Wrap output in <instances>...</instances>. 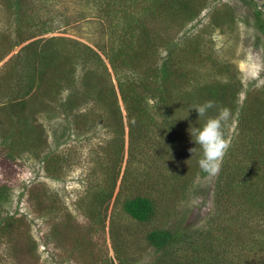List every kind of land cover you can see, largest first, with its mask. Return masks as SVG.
Here are the masks:
<instances>
[{
	"label": "trees",
	"instance_id": "1",
	"mask_svg": "<svg viewBox=\"0 0 264 264\" xmlns=\"http://www.w3.org/2000/svg\"><path fill=\"white\" fill-rule=\"evenodd\" d=\"M85 1L91 2L90 8L99 13L97 17L101 15L110 19L107 30L103 28L101 32L99 31L102 36L93 46L61 36L36 38L52 31L54 18L49 15V0H0L8 13L6 26L0 29V39L4 43L0 49V61L17 46L22 45L16 54L11 55L0 66V122L8 125L7 129L3 128L7 135L1 138L0 144L6 142L7 153L11 157L19 156L20 151H26L40 158L47 173L53 178H58L62 171L60 156L55 152L42 154L47 142L44 126L42 122H38L37 116L42 108L38 106L28 108L35 104L39 93L46 99L43 108L48 109L47 106L50 104L48 100H52L54 95L60 94L64 88L72 89L75 84H79V95L76 94L75 97L73 92H69L65 102L61 103L66 109V114L73 111L77 102L88 98H93L103 107L107 106L120 127V133L117 128L115 129L116 140L119 141L116 153L117 158L120 156V160L124 149L122 106L129 120V159H132L135 149L133 123L140 128L136 131L138 135L144 138V132L150 125L149 121H143L149 100L157 101V104L167 110V115L177 112L179 118L176 120H184L174 124L184 128L181 132L176 127L173 128L172 131L176 133L173 140L170 136L166 137L167 149L170 148L171 153L188 149L189 145L190 148H198L188 131L190 126H198L196 123L198 114L190 108L208 99L218 101L221 105L229 107L233 115H237L236 127L241 134H245L240 136V143L232 140L234 147L230 146L224 157L221 171L217 175V200L222 201L227 198L228 201H233L232 195L236 193L237 200L245 198L248 205L246 208L243 202L237 201L241 208L238 214L245 212L246 209L259 213V223H256L255 227L245 226L244 231L238 232L247 244V249L252 250L253 253V259L250 257L251 260L246 258L240 260L244 261L243 264H264V85L259 91L246 89L245 97L239 104L238 97L242 85L239 79L235 80L233 71L225 73L224 81L218 79L199 82L192 76L194 68L190 62L201 53L200 48L204 47L203 32L198 30L196 33L191 32L192 34L185 33L180 41L174 40L172 36L161 35V31L151 28L148 23L149 17L158 13L163 20H168L164 28L175 25L177 30L183 29L207 7V0H152V4H147L143 11L149 13L142 17H136L138 15L136 6L142 5L140 0ZM241 1L252 6L254 26L262 34L264 42V14L254 8L252 0ZM117 7L125 8L116 22L120 25L113 24L112 20ZM78 12L86 17L84 10ZM69 16L72 15L66 16V24L69 22ZM83 16L77 15L76 18H84ZM211 20L214 22L213 27L220 29L222 22L225 24L234 20V11L229 4H225L212 13ZM156 36L162 37L163 41L157 40ZM160 47L165 51L161 58L157 54ZM125 69L131 70L132 75L123 77L122 70ZM112 74L116 79L115 86L112 83ZM194 79L197 82H194ZM102 80L103 86L100 84ZM150 80L152 82H148ZM149 83L151 86L148 85ZM183 85L185 89L181 87ZM209 114H215V109L210 110ZM151 119L152 115L149 120ZM183 123L185 125H181ZM112 124H114L113 120L108 122V125ZM228 130L229 127L225 129L226 137L229 136ZM187 139L190 143H186ZM199 156L198 150L193 159ZM108 159L109 156L104 161H109ZM119 169L120 164L117 169L111 166L105 182L90 191L93 204L89 209L88 221L102 223L104 220L106 206L114 194ZM10 172L8 181L0 183V205L7 203L11 184L17 180L14 170ZM200 173L206 174L201 169ZM123 174L122 186L127 179V169ZM119 192L121 191L117 193ZM28 198L32 204L31 210L37 215H42L47 210L45 207L52 204L44 186L30 187ZM122 207L130 217L140 222L149 221L155 214L154 201L146 196L128 197L122 202ZM52 221L54 222L48 225L44 234L45 245L61 247L71 238L74 241V249L83 253L81 240L74 235V232L83 225L75 223L74 217L69 212L65 222L55 219ZM234 225L228 227L224 225L220 237ZM24 226L22 217H16L15 214L6 215L0 221V243L7 246L5 251L8 259L14 258L12 264L14 262L24 264L27 258L34 256L35 244L25 232ZM90 226L89 229L93 224ZM200 235L202 239L191 242L182 231L172 232L158 227L149 231L146 239L155 249L165 250L177 241L192 246V252L188 254L186 260H176L171 264H237V254L233 253L231 240L224 242L225 245L222 241L211 242L213 237L211 223L201 231ZM85 238L84 236L83 242ZM204 241L207 244H202ZM226 245L229 248H226ZM201 250H203L202 254H200ZM116 255L119 264H124L117 251Z\"/></svg>",
	"mask_w": 264,
	"mask_h": 264
},
{
	"label": "rangeland",
	"instance_id": "2",
	"mask_svg": "<svg viewBox=\"0 0 264 264\" xmlns=\"http://www.w3.org/2000/svg\"><path fill=\"white\" fill-rule=\"evenodd\" d=\"M49 1V15L54 18L52 31L36 38L61 36L93 46L99 42L102 36L101 30L103 28L107 30L110 19L101 15L97 17L99 13L90 8L91 2L85 0ZM140 1L142 5L137 4L138 15L136 17L149 13V11H143L147 4H152V0ZM207 4L199 16L183 29L177 30L175 25L164 28L168 20H163L158 13L149 17L148 23L151 28L154 27L161 31V35L172 36L174 40L180 41L186 34L196 33L198 30L203 32L204 47L200 48L199 56L196 55L190 62L194 68L192 76L196 77L199 82L218 79L224 81L226 80L225 73L233 71L235 80L239 79L242 85L238 97L240 104L245 97L246 89L259 91L264 85L263 37L254 26L252 6L241 0H207ZM225 4H229L233 9L234 20L225 24L222 22L221 28L216 29L212 25L214 23L211 20L212 13L221 9ZM252 4L264 14V0H252ZM124 9L123 7L115 9L113 24L120 25L116 22ZM81 10H84L86 17L78 12ZM155 12L159 11L155 10ZM7 15L8 13L0 2V29L6 26ZM68 15L72 16L68 17L69 22L66 24L65 20ZM77 15L84 18L77 19ZM156 39L163 41L160 36H156ZM3 44L0 39V49ZM21 46H17L4 60L0 61V66L11 55L16 54ZM157 54L159 58L165 54L162 47L158 48ZM130 71L129 69L122 70L123 77L131 76L132 71ZM119 75L121 76V73ZM195 79L194 82H197ZM112 83L116 85L113 74ZM100 84L104 85L103 80ZM148 85L151 86L150 83ZM181 87L185 89V85ZM69 92H73V96L77 97L80 93L79 84H75L72 89L64 88L60 94L54 95L52 100H48L50 101L48 109L43 108L46 105V99L41 96V93L35 99V104L28 107L42 108L37 115L38 122H42L44 126L47 141L42 154L55 152L60 156L62 171L58 178H53L47 173L40 158L26 151H20L19 156L11 157L7 153L6 142L0 144V183L8 181L11 170H14V176L17 179L11 184L9 200L0 205V221L6 215L11 214L22 217L24 220L25 232L30 235L35 244L34 256L27 258L24 264H119L116 251L124 264H171L176 260H186L188 254L192 252V246L189 243L177 241L165 250L155 249L146 239L149 231L158 227L172 232L182 231L191 242H197L201 238V231L210 223L213 233L211 242L222 241L225 245L224 242L231 240L233 253L237 254V264H243L244 261L241 260L244 258L253 259L252 250L247 249V244L238 232L245 226L255 227L256 223H259V213L246 209L245 212L238 214L241 208L237 201L243 202L246 208L248 205L245 198L237 200L236 193L232 195L233 201H228L227 198L222 201L217 200V175H201L197 163L199 158L193 159L195 153L191 155L190 145L188 149L185 148L178 153H171L170 148L167 149L166 137L170 136L173 140L176 134L172 131L173 128L176 127L180 132L184 128L174 125L184 121L176 120L179 118L177 112L167 115V110L157 104V101L149 100L147 113L143 118V121H149V129L144 132L145 137L141 138L136 132L140 128L133 123L135 149L134 156L129 159V120L121 104L124 121V149L120 160V156L117 158L116 153L119 141L116 140L115 134L116 128L120 133V127L115 116H112L107 106H101V103H97L93 98L77 102L73 111L66 114V109L61 103L65 102ZM151 115L152 119L149 120ZM236 116V114L233 115L228 130L231 148L234 147L232 140L240 143V136L245 134H241L236 127ZM111 120L114 124L108 125ZM3 128L7 129L8 125L0 124V140L7 135ZM186 143H190V140L187 139ZM108 156L109 161H104ZM119 164V177L115 184L114 194L106 206L105 218L102 223H92L93 221H88L87 218L90 206L93 204L90 191L105 182L111 166L117 169ZM125 169H127V179L122 186ZM34 185L44 186L51 198L52 204L45 207L47 210L42 215H37L31 210L32 204L28 194L30 187ZM118 191L121 192L117 193ZM136 195L153 199L155 214L149 221L140 222L124 211L122 202ZM68 212L74 217L75 223L83 225L74 232V235L81 240L83 253L74 249V241L71 238L61 247H54L51 244L46 246L44 243V234L47 232L48 225L54 222L53 219L65 222ZM92 224V228L89 229ZM231 224H237V226L234 225L225 232L224 236L220 237L223 226L228 227ZM84 236L86 237L85 242H83ZM75 243L78 244V242ZM202 244L207 243L204 241ZM226 248L229 246L226 245ZM6 249L7 246L0 243V264H12V260L14 261V258L8 259ZM202 253L203 250L200 251V254Z\"/></svg>",
	"mask_w": 264,
	"mask_h": 264
},
{
	"label": "clouds",
	"instance_id": "3",
	"mask_svg": "<svg viewBox=\"0 0 264 264\" xmlns=\"http://www.w3.org/2000/svg\"><path fill=\"white\" fill-rule=\"evenodd\" d=\"M190 109H194L198 114V126H190L188 129L198 148L194 147L189 151L192 155L199 150V168L208 175L216 176L221 171L224 157L231 146V138L226 137L225 129L233 119L232 110L212 99ZM212 109H215V114H209Z\"/></svg>",
	"mask_w": 264,
	"mask_h": 264
}]
</instances>
